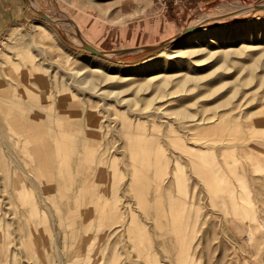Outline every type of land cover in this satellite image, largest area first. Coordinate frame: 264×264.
<instances>
[{
    "label": "rangeland",
    "instance_id": "1",
    "mask_svg": "<svg viewBox=\"0 0 264 264\" xmlns=\"http://www.w3.org/2000/svg\"><path fill=\"white\" fill-rule=\"evenodd\" d=\"M33 1L37 7L24 0V18L0 35V155L12 177L20 175L25 193H33L45 211L51 234L47 248H41L43 256L37 248L27 249V208L0 165V263L264 264V8H253L264 0ZM35 7L62 23L49 21ZM225 14L160 48L110 56L82 47L68 20L89 44L109 51L156 44L207 16ZM38 25L44 28L42 38L36 35ZM23 49L28 51L24 56ZM28 55L34 71L52 75L56 86L66 83L83 99L84 112L66 121L82 131L98 132L86 138L97 156L86 166L107 171L104 180L95 174V188L110 185L109 169L117 171V203L125 220L119 230L120 219L102 220L99 211L63 229L56 219L57 205L44 198L34 175L42 168L23 157L27 150L17 142L19 135L4 111L19 104L25 116L51 112L45 102L18 101L2 90V85L18 86L31 65ZM89 109L95 122L87 120ZM138 134L146 157L132 154L130 140ZM147 158L153 166L160 162V177L154 176L155 167L142 162ZM135 170L152 182L134 177ZM137 184L148 190L142 203L130 190ZM85 196L79 198L80 209L92 204ZM105 197L99 203L108 211L110 199ZM57 204L63 209L65 201ZM80 228L88 232L89 241L72 259L69 244Z\"/></svg>",
    "mask_w": 264,
    "mask_h": 264
},
{
    "label": "bare ground",
    "instance_id": "2",
    "mask_svg": "<svg viewBox=\"0 0 264 264\" xmlns=\"http://www.w3.org/2000/svg\"><path fill=\"white\" fill-rule=\"evenodd\" d=\"M31 3L34 6H36V3L33 0H31ZM210 17L211 16H207V17L203 18L202 20H200V22L205 21V24H206L208 22L207 19H209ZM54 21L58 24L62 23V20H60L58 18H54ZM73 24L76 27V30H77L81 40L86 41V39L81 35L80 31L78 30L76 24L75 23H73ZM12 32L16 33V31H14V30H12ZM44 33L45 32H44L43 26H41V25L36 26L37 37L42 38L44 36ZM30 50L34 51V48L32 46H30ZM20 52L23 53V56H24V53L28 52V51L26 49H23ZM30 56L28 55V56H26V58L28 59V62H30L32 65L33 61H30ZM31 65H30V67H28V68L26 67L23 70L22 76L19 80V83H16V84H18V86L17 85H15V86L11 85L8 87V86L2 85V90L6 94H8V95H10L16 99H19L18 101L28 99L32 103H37V104H39L40 102H45L48 105V107L51 109V112H48L47 115H43L41 113H34V112L32 113L31 112L29 116H25L22 113H23V110H26V109L23 108L19 104H16V106H13L12 108H10V106H9L8 108L4 109V111L7 114L6 122L11 127H13L15 129V131L17 132V134L19 135L17 138V142L19 144H22V146L27 150V151L23 152V157L29 162H31L33 160L34 162L37 163V165L40 168H42V171L40 172V174L38 173L39 169H37L36 171H34V175L36 176L38 185L40 186L41 191L44 194V198L46 200L50 199L51 201H53V203L55 205H57V207H55L58 209V214H57L58 216L56 219H57L59 226L62 227L63 229L75 227L77 224H79V220L80 221H82V220L88 221L89 219H92L90 217L92 216L93 212L97 211V213H98V211H99L98 214H99L100 219H102V220L105 219L106 217L111 219V220H114V221H117L120 219L121 223L119 224V226L116 227V229L119 230V227L121 228L122 226L125 225V220L123 219L124 217H122V212L120 210L121 208H119L118 203H117L118 202L117 188H118V182H119L117 171L115 168H110L111 170L109 169V174L111 176L110 185H102L100 187L98 186L97 188H95V186H94L95 184L93 185V181H94L93 177L99 176V179L104 180L107 177V175H106L107 171L104 168H101V169L99 168L98 170H95V169L90 170L89 166L88 165L86 166V164H92L93 162H95L96 157H97L95 150L93 149V146L87 142L86 138L87 137L95 138L96 135L98 134V132L92 131V130H90V128L86 131H82V129L74 128L73 126L69 125L66 121V119L73 117L75 115H79L82 113V111L84 112L83 107H85V106H83L84 105L83 99L81 97L78 98L76 95L77 93L74 91V89H70L69 87H67L66 83L61 84V85L58 84L56 86L54 84L55 79L53 78L52 75H49V74L46 75L45 73H38V72L34 71V69L37 68L36 65H32V66ZM99 69L100 68L96 67V69H94V70L99 71ZM100 71H101V69H100ZM31 84H35L37 86V88L35 86L32 87ZM53 84L55 86H53ZM51 115H54L55 117H57V119H54V116L51 119V117H49ZM87 120L90 123L92 121L95 122L97 120L96 115L93 114L91 110H90V113L88 114ZM84 121H86V120H84ZM93 128H95V127H93ZM93 130H95V129H93ZM97 130H99V129H97ZM45 133H47V136L45 135ZM139 136L140 135L138 134V137L131 138V140H130V148H132L131 149L132 154H133V156H138V155L144 156V154L146 153V155L148 156V151H146L145 148L142 145H140L141 138ZM175 142H178V141H175ZM101 151H103V150H101ZM146 155L144 157H146ZM149 155H150V153H149ZM152 156H153V153H152ZM152 158H147V162L146 161H142V162H144L145 165L147 164V167L150 168L151 166H153L151 164L152 160H150ZM154 158H156V157H154ZM107 160H109V159H107ZM6 161L7 160H5L4 156L0 155L1 168L3 169V171L6 175L11 177L10 180L13 181L14 184L17 185V188L15 187L16 190H18L17 193L22 195L21 196L18 194L21 198V201L23 202V204L27 208L28 216L26 215V218L25 217L24 218H25L26 225L28 227V233L30 234L29 238H31V242H32V243L30 241L27 242L28 245L30 246L27 249L30 251H33V248L34 249L37 248V250L36 249L35 250L37 251L38 255L41 256L42 255L41 248L42 247L47 248V246H48L46 244H48V242H49L48 240H49V236L51 234V232H50L51 227L49 228L48 220L44 214L45 211L43 212L42 209L39 207L37 201L35 200V198L33 196V193H29V194L25 193L26 189L23 186V182L20 178V175H14L12 177L13 171L9 170L6 167V163H7ZM153 164H154L153 167H155V170H154L155 175L154 176L160 177V175H161L160 162L158 164V161L156 160V162ZM164 166H165V163L163 164L162 168ZM85 167H87V168L85 169ZM11 172H12V174H11ZM60 173H62L66 177L64 178V176H62L60 178ZM95 174H96V176H95ZM133 176L137 177L138 179L144 180L143 183L149 184L151 181L149 177L138 174L137 170L134 171ZM206 178L208 180V177H206ZM132 180H133V178H132ZM139 181H141V180H139ZM98 182H100V181H98ZM105 184H106V182H105ZM155 184H156V182H155ZM157 185L158 184H156V186ZM149 186H151V185H149ZM159 188H160V186H159ZM96 189H98L99 192H97ZM156 189H158V188H156ZM130 190H132L131 192H133V194L135 196L134 198L139 199V203H142L145 201L146 192L148 190H146V188L143 184L133 185L132 189H130ZM33 192H34V190H33ZM156 192L154 191L155 195L158 194V192H157V194H156ZM227 192H228V190H227ZM159 193H160V191H159ZM106 194L109 196V199H110V201H109L110 204L108 205L109 206L108 211H105L99 203V199L104 198ZM83 195H86L85 197L89 198V200L92 204L90 205L88 203V205H90L89 207L85 206L87 208L80 209L79 205H78V201H80L79 198L83 197ZM228 195L230 196L231 199L233 198V190L232 189H231V191L229 190ZM105 198H107V196ZM169 198H168V201H169ZM60 199L65 201V205H64L63 209L60 208L57 204V201ZM109 199H107V200H109ZM155 200L157 201V198ZM159 200L161 202L160 195H159ZM179 200H177V201H179ZM127 203L130 204V202H127ZM181 203L183 204L182 201L180 202V204ZM232 203L235 205L233 199H232L231 205H232ZM81 204H83V203H81ZM155 204H157V203L155 202ZM158 204H161V203H158ZM143 205L144 204H142V206ZM175 205L176 204L174 202V206ZM234 205H232V206L235 207ZM81 206L82 205H80V207ZM120 206H121V204H120ZM147 206H148V204H147ZM147 206H146V208L148 209ZM183 206H184V204L181 205V207H183ZM98 207H100L99 210H97ZM168 207H169L168 208V210H169L171 208V205L168 204ZM181 207L179 206V208H181ZM178 211H179V209L177 210V212ZM175 212H176V210H175ZM142 213H143V211H142ZM176 213H175V216H178L177 214L179 212L177 214ZM157 215H158V213H157ZM165 216H167V213L165 214ZM172 218H174V216ZM158 219H160V217ZM156 220H157V218H156ZM0 221H1V219H0ZM157 221H159V220H157ZM157 221H156V224L157 223L159 224L160 221L159 222H157ZM59 228H57V229H59ZM2 230H3V224L0 222V235L2 234L1 233ZM82 232L83 231L81 229V231L78 232V234L72 238V242L69 244L70 256L72 259L75 257H79L80 254H82V252L85 250V247H86L85 243H87L89 241L88 237H87L89 235L88 232H85V231L83 233ZM74 233H75V231L72 233V235ZM24 234L25 233H23V235ZM83 234H85V236ZM98 236H99V234H98ZM7 243L8 242H6L4 244V246ZM143 243H145V242H143ZM26 247H28V246H26ZM1 248H2V246L0 244V250H1ZM50 250H49V252H50ZM2 254H4V253H2ZM29 254L32 255V253H30V252H29ZM34 254H35V252H34ZM4 257H6V256H4ZM36 257L37 256H34L33 258H36ZM30 258H31V256H30ZM46 258H47V256H46ZM27 259H28V257H27ZM40 259H41V257H40ZM42 259H43V257H42ZM47 259H49V258H47ZM45 261H46V259H45ZM11 262H12V260H11ZM35 263H37V262H35ZM49 263L50 262H48V264Z\"/></svg>",
    "mask_w": 264,
    "mask_h": 264
},
{
    "label": "water",
    "instance_id": "3",
    "mask_svg": "<svg viewBox=\"0 0 264 264\" xmlns=\"http://www.w3.org/2000/svg\"><path fill=\"white\" fill-rule=\"evenodd\" d=\"M31 1V0H29ZM253 8H264V4H257L255 5ZM35 10L40 14L42 15L43 17H45L46 19H48L49 21L51 22H54V18L49 16L48 14H46L44 11H42L41 9H38L35 7ZM230 14V13H229ZM228 14H225V15H221V16H218V17H210L209 19H207L208 21L211 20V19H215V18H220V17H223V16H226ZM70 22L74 23L72 19H68ZM205 24V21H202V22H198L194 25H190V26H187L185 28H183L182 30L178 31L175 35H173L172 37L166 39V40H163L159 43H156V44H150V45H144L140 48H134V47H128V48H120V49H115V50H101V49H98L96 47H94L93 45L89 44L87 41H84V40H81V45L82 47L96 53V54H99V55H102V56H110L112 54H117V53H122V52H128V51H132V50H135V49H145V50H153V49H157V48H160L162 46H165L173 41H176L180 38H182L183 36L189 34L190 32L202 27L203 25ZM78 33V32H77ZM79 36V34H78ZM80 37V36H79Z\"/></svg>",
    "mask_w": 264,
    "mask_h": 264
},
{
    "label": "crops",
    "instance_id": "4",
    "mask_svg": "<svg viewBox=\"0 0 264 264\" xmlns=\"http://www.w3.org/2000/svg\"><path fill=\"white\" fill-rule=\"evenodd\" d=\"M26 10L24 0H0V35L9 25L23 19Z\"/></svg>",
    "mask_w": 264,
    "mask_h": 264
}]
</instances>
